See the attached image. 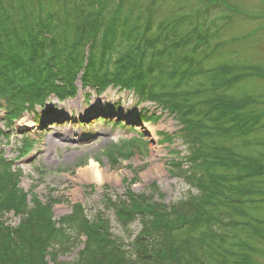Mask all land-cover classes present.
<instances>
[{
    "label": "trees",
    "instance_id": "obj_1",
    "mask_svg": "<svg viewBox=\"0 0 264 264\" xmlns=\"http://www.w3.org/2000/svg\"><path fill=\"white\" fill-rule=\"evenodd\" d=\"M53 1L56 6L46 8ZM53 1L0 0V108L7 109V120L44 104L53 93H73L85 68V84L99 90L110 84L133 88L175 113L189 154L171 162L173 173L197 192L166 203L155 184L143 192L108 191L102 202L122 225L119 234L105 209L90 216L75 204L71 213L55 219V199L30 197L0 155V264H255L250 239L263 240L256 227L264 221L245 218L249 204L258 202L264 162L244 153L241 141L248 143L246 138L263 126L264 114L238 84L262 69L229 63L204 67L211 28L201 32L189 15L157 20L151 11L161 0L138 5V0ZM144 8L148 17L137 14ZM104 11L111 14L100 16ZM121 42L126 49H120ZM117 155L130 158L133 152ZM12 211L18 224L6 218ZM134 222L141 226L136 236ZM78 243L74 259L61 258Z\"/></svg>",
    "mask_w": 264,
    "mask_h": 264
},
{
    "label": "rangeland",
    "instance_id": "obj_2",
    "mask_svg": "<svg viewBox=\"0 0 264 264\" xmlns=\"http://www.w3.org/2000/svg\"><path fill=\"white\" fill-rule=\"evenodd\" d=\"M146 1L138 0L135 4H143ZM53 2L46 8L56 6L57 2ZM145 8L139 9L141 11L137 14H146ZM151 12L159 21L189 15L192 16V23L200 24L201 32L211 28L207 35L214 36L207 41L210 46L207 66L229 63L241 65L244 70L254 66L261 68L262 72L251 71L252 76L239 83L238 87L244 94L254 97L255 104L252 106L264 114V0H161L159 4L153 5ZM148 14L150 13L146 14L147 17ZM214 23H217V28L213 26ZM189 26L190 24L187 25ZM98 39L102 41L103 37ZM198 42L200 41L197 37L195 44ZM126 46L127 43L121 42L120 49L124 50ZM205 47L203 44L202 48ZM197 63L196 66H199ZM77 82L81 86L78 78ZM86 90L91 93L89 98L83 97ZM86 100L92 103L91 115L86 124H81L85 122L81 115L84 114ZM52 101L48 105H53V113L48 112L46 115L44 110L47 107L37 108L39 118L30 112L16 120L9 143L3 139L0 148L6 150L5 156L15 158L16 165L22 167V188L29 191L30 195H37L43 202H47L49 198L55 199L51 207L55 219L59 220L69 214L75 204L85 206L90 216L97 210L105 209L106 215L112 221L113 231L123 234L124 230L116 220L114 210L104 207V193L110 191L123 194L127 189L135 192L149 191L150 185L155 184L164 194V202L171 203L190 191L197 192V188L190 189V184L185 178L173 173L171 162L180 161L189 154L185 139L179 135L183 124L175 117L173 111L156 104L155 100L141 104L133 93L120 90L119 87H111L101 95L91 88L82 89L75 98L62 102L53 98ZM115 104L121 108L120 111L115 110ZM133 109L135 114H129V110ZM145 109L150 112L148 115L154 113L162 116L159 120L137 123L134 117L141 110L145 113ZM4 114L5 110H0V127L3 126ZM109 114L114 120L122 119L128 122L130 119L129 122H135L137 127L132 130L126 122L127 125L124 126L125 123L122 122L123 125L120 126L116 125L115 121L113 124H107L98 120L103 116L108 117ZM260 120L263 126L246 138L249 144L245 141L243 144L241 141V149L244 153L257 155L264 162V115ZM139 134L149 142H138L137 152H134L135 156L131 158L118 156L117 151L131 154L132 147L136 145L129 141L132 137L139 139ZM27 135L30 138V145L26 147L29 154L21 157L19 149L25 144L24 137ZM94 160L102 171V180L92 177ZM155 165H161V172L152 170ZM184 166H189L186 160ZM258 184L262 189L256 195L258 202L249 204L248 216L245 218L253 223L264 221V175L259 178ZM156 196L158 198L157 193ZM6 218L12 224L20 221L13 211ZM131 227V233L136 236L141 229L139 222H134ZM256 229L259 236L264 237V225L261 229ZM250 243L252 245L249 247L257 253L253 262L264 264V238H251ZM81 245L61 254V258L74 259Z\"/></svg>",
    "mask_w": 264,
    "mask_h": 264
},
{
    "label": "bare ground",
    "instance_id": "obj_3",
    "mask_svg": "<svg viewBox=\"0 0 264 264\" xmlns=\"http://www.w3.org/2000/svg\"><path fill=\"white\" fill-rule=\"evenodd\" d=\"M109 14H111V13H108V12H101V15L100 16H104L105 18H106V16H108ZM112 14H115V13H112ZM129 17H131L132 19H133V16H129ZM109 20H111V18H107V19H105V20H103L102 21V23H108L109 22ZM112 27H117V28H120V29H125L124 28V26H122V25H114L112 22H110L109 23ZM122 38V37H121ZM122 40L123 41H125V39L124 38H122ZM76 85V87H75V91L73 92V93H71V94H73V95H76V96H78L79 95V93H80V91L82 90V89H85V88H83V84H81V86H79L78 84H75ZM134 94V96H136L137 97V102H139V103H144L145 101L147 102V101H149V98L147 99V98H144V97H142L141 95H139V94H136V93H133ZM83 95H84V93H83ZM120 104V101H119V103H118V105ZM156 104H158V105H164L165 104V102H163V101H161V100H159V101H157V103ZM118 105H116L115 104V110H118ZM135 109H133V110H131L130 112H129V114L131 113V114H135ZM138 119V118H137ZM136 119V120H137ZM97 162L94 160L93 161V163H92V168H93V170H92V172H93V178H97V179H99V180H102L101 178H103L102 176V171L100 170V168H99V165H98V163L96 164ZM160 169H161V165H155L154 167H153V169L152 170H156V171H159V172H161L160 171Z\"/></svg>",
    "mask_w": 264,
    "mask_h": 264
}]
</instances>
